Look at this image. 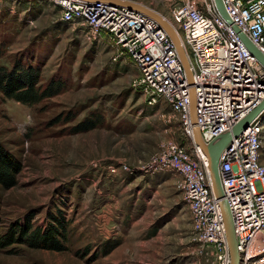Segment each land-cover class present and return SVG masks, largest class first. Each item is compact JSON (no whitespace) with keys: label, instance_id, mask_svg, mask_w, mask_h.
I'll use <instances>...</instances> for the list:
<instances>
[{"label":"rangeland","instance_id":"rangeland-1","mask_svg":"<svg viewBox=\"0 0 264 264\" xmlns=\"http://www.w3.org/2000/svg\"><path fill=\"white\" fill-rule=\"evenodd\" d=\"M58 17L46 0H0V66L32 65L41 86L64 85L30 107L0 93V146L21 167L14 187L0 186V226L46 229L61 218L67 251L14 244L0 264H203L180 178L150 172L168 141L191 148L176 116L146 105L130 61H114L113 47L88 44ZM87 119L98 126L75 133Z\"/></svg>","mask_w":264,"mask_h":264},{"label":"built area","instance_id":"built-area-1","mask_svg":"<svg viewBox=\"0 0 264 264\" xmlns=\"http://www.w3.org/2000/svg\"><path fill=\"white\" fill-rule=\"evenodd\" d=\"M46 1L58 8L59 22L82 29L89 44L107 43L117 53L114 61H130L137 71L132 88L147 106L164 103L176 116L191 148L168 141L153 159L150 172L170 171L180 178L177 187L203 264H230L223 215L194 128L204 146L213 144L264 99V68L239 36L264 57V0H221L230 24L218 14L213 0H156L168 7L169 17L164 19L179 39L190 83L168 34L147 16L100 1ZM191 92L195 124L190 116ZM263 136L264 111L231 138L218 162L239 264H264Z\"/></svg>","mask_w":264,"mask_h":264},{"label":"trees","instance_id":"trees-1","mask_svg":"<svg viewBox=\"0 0 264 264\" xmlns=\"http://www.w3.org/2000/svg\"><path fill=\"white\" fill-rule=\"evenodd\" d=\"M63 90V83L55 79L41 86L40 70L32 65L14 63L10 69L0 66V93L7 100L30 107ZM97 126L95 121L87 119L74 132H88ZM20 170V163L0 146V186L3 189L14 187ZM51 222L46 229L33 228L29 222L24 226L14 224L4 231L0 226V250L17 244L36 250L66 252V225L61 218H53Z\"/></svg>","mask_w":264,"mask_h":264},{"label":"water","instance_id":"water-1","mask_svg":"<svg viewBox=\"0 0 264 264\" xmlns=\"http://www.w3.org/2000/svg\"><path fill=\"white\" fill-rule=\"evenodd\" d=\"M21 2H32L35 0H17ZM83 1H100L104 3H110L114 5H118L120 7L127 8L128 10H133L136 12H139L154 22L157 23V25L162 28L169 36L173 44L175 45L177 54L179 56V59L181 61V64L184 68L186 78L188 82H191V75L189 71V66L187 59L185 57V54L181 48L179 39L177 35L175 34L174 30L172 29L171 25L157 12L132 1L129 0H83ZM215 8L218 12V14L227 21V23H231L225 10L222 5L221 0H213ZM236 32H238L237 29H235ZM241 39L243 40L246 47L249 49L250 53L255 56L259 64L264 68V57L257 51V49L251 45V43L247 40L246 37L243 35H239ZM264 111V99L261 101V103L249 114L245 119L237 123L230 133H227L221 137L217 142L210 144L208 146H204L200 140L199 132L196 128H194V140L197 145L201 147V149L205 152L208 164H209V174H210V182L213 189V194L216 198V200L219 202V207L221 210V213L223 215L224 220V226L226 230V236L228 240L229 250H230V256H231V262L230 264H239L238 260V253L236 250V243L232 228V222H231V216L230 212L227 206V203L222 199V191L220 186V181L218 177V162L220 154L223 150V148L229 143L231 138L233 136H237L244 132L249 124L262 112ZM190 116H191V122L192 124H195V98L193 95V92L190 94Z\"/></svg>","mask_w":264,"mask_h":264},{"label":"crops","instance_id":"crops-1","mask_svg":"<svg viewBox=\"0 0 264 264\" xmlns=\"http://www.w3.org/2000/svg\"><path fill=\"white\" fill-rule=\"evenodd\" d=\"M138 4H141L155 12H157L158 14H160L162 17L164 18H168L169 17V11H168V7L166 5H162L160 4L158 1L156 0H129ZM70 27V26H69ZM72 28V26H71ZM73 31H77L80 34V37L86 41V37L84 36V31L80 28L74 27L72 28ZM77 35V34H76ZM102 39L103 41H106V37L104 35H102ZM87 42V41H86ZM88 43V42H87ZM86 43V44H87ZM104 43V42H103ZM103 43H99V44H103ZM89 44V43H88ZM91 45V44H90ZM263 141H264V136H263ZM262 141V142H263ZM260 162L261 164L264 165L263 161H262V151L260 153Z\"/></svg>","mask_w":264,"mask_h":264}]
</instances>
